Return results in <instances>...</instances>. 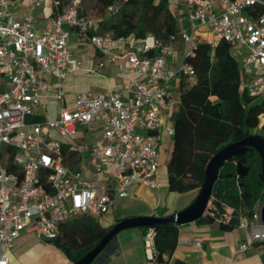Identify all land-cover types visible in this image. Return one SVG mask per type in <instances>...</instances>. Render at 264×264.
<instances>
[{"label": "built area", "instance_id": "2783aa9c", "mask_svg": "<svg viewBox=\"0 0 264 264\" xmlns=\"http://www.w3.org/2000/svg\"><path fill=\"white\" fill-rule=\"evenodd\" d=\"M22 1L0 0V264H9L10 250L25 232L48 242L74 217L106 216L135 187L159 188L163 101L171 97L179 75L191 83L197 80L190 63L174 67L169 62L178 36L189 44L188 55L200 42L213 47L228 42L248 76V94L264 100V0H187L188 24L171 43L159 47L153 34L132 40L122 52L134 76L109 94L79 93L73 109L63 103L64 80L79 71L99 73L105 62L86 67L70 49L72 31L67 27L111 62L120 58L118 40L99 32L102 18L84 14L83 0H69L60 9V1L53 0L57 10L44 28L37 27L34 12L45 0H25L20 17L16 8ZM45 97L62 102L56 118L50 117ZM260 119L262 126L264 113ZM94 121L106 128L84 146L92 162L73 168L55 133L72 136L79 124ZM168 131L174 134L173 127ZM261 206L239 223L249 229L253 242H264ZM153 235L152 230L145 238L147 264H161ZM252 243H242L233 256Z\"/></svg>", "mask_w": 264, "mask_h": 264}, {"label": "trees", "instance_id": "16d2710c", "mask_svg": "<svg viewBox=\"0 0 264 264\" xmlns=\"http://www.w3.org/2000/svg\"><path fill=\"white\" fill-rule=\"evenodd\" d=\"M58 1L60 9L69 0ZM98 3L97 16L102 18L99 32H109L116 40L142 41L153 34L160 47L171 43L180 31L171 0H98ZM56 10L54 7L53 14ZM157 52L152 50L151 54ZM185 61L194 67L197 80L191 83L187 77L179 76L181 108L174 120L173 150L168 163L169 191L176 192L201 189L208 162L225 145L252 133L264 137V123L259 128L264 100L248 94V76L228 42L222 40L216 47L200 42ZM241 159L249 169L246 175L237 172ZM261 167L262 159L252 149L227 161L220 169L205 214L196 222H218L225 231L239 227L241 217L251 216L255 207L264 202ZM166 212L163 207L159 215H170ZM82 217L63 223L58 236L49 241L63 249L70 264L94 249L113 226L105 227L94 217ZM179 226L170 222L142 227L153 230L156 258L161 264H183L179 259L172 261L179 242ZM100 256L91 264H101Z\"/></svg>", "mask_w": 264, "mask_h": 264}, {"label": "crops", "instance_id": "0c3cea01", "mask_svg": "<svg viewBox=\"0 0 264 264\" xmlns=\"http://www.w3.org/2000/svg\"><path fill=\"white\" fill-rule=\"evenodd\" d=\"M186 3L187 0H171V8L178 18L180 31L185 29L188 24ZM26 8L27 5L24 0L16 8L17 14L21 17L25 14ZM53 11V0H45L34 12L38 28L49 25ZM67 28L72 31L70 49L73 54L83 60L86 67H93L101 60L105 62V67L99 73L79 71L69 75L64 80L65 98L63 103L70 109L75 107L76 97L79 93L109 94L122 88L124 83L134 76L128 58L122 52L125 49H130L132 39H130L131 41L118 40L116 52L120 58L117 62H111L89 44L81 43L78 33L69 26ZM202 35L208 37L209 33L202 32ZM174 48L175 52L169 58V62L172 66L178 67L185 61L190 47L188 48L187 43L178 36L174 42ZM177 78L172 83L171 97L163 101L164 122L170 121L172 115L167 113L166 107L173 103L172 100H180V80ZM43 101L47 104L50 117L56 118L62 102L52 97H45ZM105 128L106 126L102 122L94 121L89 125L79 124L77 133L72 136H62L55 133V137L63 142L67 164L73 168H83L87 166V163H91L89 152L84 146L92 145L103 135ZM161 137L165 139V132L161 133ZM162 139L159 146L160 151L163 146L168 145L166 142L163 143ZM172 150L173 141L171 153ZM167 157H164L162 151L159 152V188L152 190L142 186L135 187L130 197L118 199L110 212L99 218L101 225L109 227L119 219L133 215L160 216V209L163 207L167 208V214H172L192 203L199 193V188H192L187 192L169 191V160H166ZM162 175L164 176L163 179ZM179 225V242L172 261L179 259L183 264H264V243L253 242L248 228L237 227L225 231L221 229L218 222L203 223L196 221ZM151 231L152 229L145 230L142 227L121 231L108 252L99 257V262L101 264H147L148 252L145 246V238ZM196 242H201L202 246H196ZM242 243L252 244L247 250L239 252L234 257V251ZM49 250L55 254L59 251L57 247L51 245V242L41 240L34 233L25 232L10 250L9 264H54L50 261ZM60 264H70V261L68 258L65 260L63 258Z\"/></svg>", "mask_w": 264, "mask_h": 264}, {"label": "water", "instance_id": "95a60500", "mask_svg": "<svg viewBox=\"0 0 264 264\" xmlns=\"http://www.w3.org/2000/svg\"><path fill=\"white\" fill-rule=\"evenodd\" d=\"M251 149L256 150L262 159L260 177L264 182V137L260 134L252 133L237 142L225 145L212 156L206 167L203 185L196 198L187 207L168 216L133 215L119 219L95 248L74 264H91L94 262L98 259V256L108 252L110 243L123 230L137 227H154L158 224L170 222L186 224L198 220L205 214L208 208L221 167L233 157L244 156ZM243 160L244 159H241L238 164L237 172L240 175H246L249 172V169L244 165ZM260 212L262 220L264 221V202L262 203Z\"/></svg>", "mask_w": 264, "mask_h": 264}, {"label": "rangeland", "instance_id": "374dc122", "mask_svg": "<svg viewBox=\"0 0 264 264\" xmlns=\"http://www.w3.org/2000/svg\"><path fill=\"white\" fill-rule=\"evenodd\" d=\"M82 10H83V13L84 14H88V15H93V16H97L98 13H99V3H98V0H83L82 1ZM188 45V48H189V44ZM180 64V63H179ZM178 64V65H179ZM179 80V78H177ZM173 103H171V105L167 106L166 107V111L167 113H169L171 116H170V121H165L164 122V125L161 129V132H165V139H162V142L163 143H168L167 146H163V150L161 149L162 151V154L164 155V157L166 156H169L166 158V160L168 159L170 161V158H171V144H172V135L169 133L168 131V128L169 127H173V123H174V120H175V117L177 115V113L180 111V108H181V103H180V100H172ZM261 126H259L260 128ZM253 132H255V130H253ZM160 151V148H159V152ZM168 163V161H166ZM162 174L164 175V173L162 172ZM162 175V179L164 178V176ZM83 217L80 216V217H74L72 218L71 220L72 221H75V219L77 220H81ZM98 222H100L99 218L96 219ZM51 245L53 247H57L59 249V251L56 252V254L54 252H52V250H49L48 251V255H49V258H50V261L51 262H54V264H60L61 261L68 258V256L66 255V253L63 251V249L59 248L58 246H56L54 243H51ZM69 259V258H68Z\"/></svg>", "mask_w": 264, "mask_h": 264}]
</instances>
